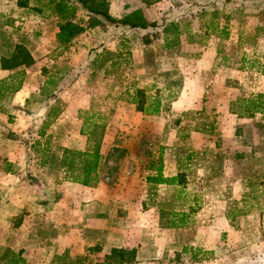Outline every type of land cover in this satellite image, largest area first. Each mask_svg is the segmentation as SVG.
Returning a JSON list of instances; mask_svg holds the SVG:
<instances>
[{
	"label": "rangeland",
	"instance_id": "obj_1",
	"mask_svg": "<svg viewBox=\"0 0 264 264\" xmlns=\"http://www.w3.org/2000/svg\"><path fill=\"white\" fill-rule=\"evenodd\" d=\"M152 4L146 14L138 10L148 22L155 23L154 27L107 31L99 46V30H95L96 35L89 39H93L90 46L95 47H88L87 58L91 60L87 65L76 67L66 58L58 59L57 65L50 64L48 71L62 85L57 94L41 98V103L57 110L69 106L65 121L80 123L81 136L85 121L97 125L92 136L99 135V126L103 127L106 137L100 142L104 161L99 176L105 178L108 187L129 186L135 195L139 196V191L147 194L148 202L165 204L168 200L176 208V192L142 186L143 174L137 175L136 170L140 172L142 166L152 165L162 156L180 159L173 172L182 171L178 172V181L187 188L185 201L199 204L196 210L192 207L195 218H191L190 229L193 234L198 230L199 236L206 232L199 249L207 248L185 264H264V177L260 158L264 153V115L236 116L229 112V106L228 112L218 111L225 101L229 105L234 99L264 94V0H159ZM30 5L40 6L43 15L48 13L45 0H30ZM76 14L74 22L85 27L86 13ZM169 24L176 26L175 34L163 32ZM103 43L112 58L103 63L105 69H99L96 66L103 60L98 57ZM165 43L169 46L164 47ZM234 69L239 72L230 74L229 70ZM193 87L203 91L193 106L172 110L170 103L176 93ZM134 89L144 92L146 103L158 98L159 113L144 115L125 102L126 92ZM232 108L236 113L241 111L238 104ZM47 122L52 120L47 117ZM40 130L32 124L26 131L29 140L24 148L31 152L61 148L52 140V133L39 138ZM191 134L197 139L189 144ZM186 156L189 160L184 168L181 159ZM216 201L223 203L225 211L235 213L233 222L227 225L235 234L228 236L220 225L205 221L200 209L211 202L206 215L214 211ZM131 211L133 217L134 208ZM192 247L197 249L198 245Z\"/></svg>",
	"mask_w": 264,
	"mask_h": 264
},
{
	"label": "crops",
	"instance_id": "obj_2",
	"mask_svg": "<svg viewBox=\"0 0 264 264\" xmlns=\"http://www.w3.org/2000/svg\"><path fill=\"white\" fill-rule=\"evenodd\" d=\"M107 2L108 14L116 19L136 9L146 14L153 7V4L146 7L141 0ZM31 6L29 2L28 7L19 8L16 0H0V264L7 262L2 254L4 249L18 254L24 264H103L104 256L112 249H133L132 264H185L187 259L191 263L195 253L207 250L199 249L206 232L199 236L198 230L193 234L190 229L191 218H195L192 217L194 205L185 201V184L148 183L146 177L155 175L157 160L151 169H148L149 165L142 166L140 172L137 169V175L143 174L141 183L146 188L153 191L168 188L176 192L179 199L176 208L168 200L165 204L155 200L148 202L147 194L139 191L140 195H135L136 191L129 186L108 187L105 178L99 176L104 161L101 152L96 184L85 187L71 182L66 170L59 166L62 149L82 151L86 136L79 135L80 123L74 125L76 121H65L69 106H60L57 110L41 103V98L56 93L62 85L61 80L48 71L50 64L57 65L58 59L66 58L68 64L84 67L91 60L87 58L88 47H95L90 46L93 39L89 40L96 35L95 30H99L96 45L99 46L107 31L124 29L125 26L109 24L99 18L100 26L84 29L69 44L60 46L54 36L56 17L37 14L29 8ZM79 9L77 16L85 12ZM143 30L146 29H139ZM16 46L27 52L30 63L14 65L11 57ZM100 49L107 50L105 43ZM99 69H105V65ZM229 71L230 74L239 72L235 69ZM225 72L229 74L227 70ZM55 74L59 76L60 73ZM202 94L197 87L188 88L187 92L181 89L170 108L188 110ZM228 106L225 101L218 111L228 112ZM54 113L56 116H52ZM38 115L41 117L36 122L34 119ZM47 117L52 120L49 124ZM33 123L41 129L39 138L52 133V140L61 148L55 152H31L24 148L29 140L26 131ZM192 134L187 139L189 144L196 138L195 133ZM105 137L106 131L102 143ZM263 156L261 153V161ZM159 158L162 177L178 181V172L182 171H173L180 159ZM187 158L181 159L184 168L188 166L185 164ZM137 196L133 201L132 198ZM216 202L218 205L214 206V211H207L206 215V208L212 207L211 202L203 204L200 209L205 221L220 225L228 236L235 234L227 226L233 222L235 213L225 211L221 201ZM197 207L199 204L193 209ZM194 245H198L197 249L192 247Z\"/></svg>",
	"mask_w": 264,
	"mask_h": 264
},
{
	"label": "trees",
	"instance_id": "obj_3",
	"mask_svg": "<svg viewBox=\"0 0 264 264\" xmlns=\"http://www.w3.org/2000/svg\"><path fill=\"white\" fill-rule=\"evenodd\" d=\"M35 2H40L41 0H34ZM159 0H141V2L148 6ZM30 0H16V6L19 8L28 7ZM46 9L48 10L47 15L56 17V28L55 39L60 46H66L71 42L73 38L82 33L85 28H94L101 25V18L104 22L109 24H115L119 26H125L130 30L135 29H146L148 27H154L155 23L148 22L140 10L136 9L128 14L120 17L113 18L108 12V2L107 0H45ZM33 12L37 14L42 13V8L31 6L29 7ZM81 8L86 12L88 16L87 24L84 26L79 25L74 22L76 11ZM209 23L207 24V27ZM205 27V28H207ZM172 31L175 34L177 30L176 26L169 24L168 27L163 29V32ZM222 32L223 29H222ZM226 33L223 34V38L226 37ZM176 42V41H174ZM175 45L176 43H170V45ZM169 43H165L164 47H168ZM14 56L10 59L14 61V65H20L31 62L30 57L27 52L20 46L15 47ZM125 55L129 57L130 52L125 51ZM116 56V55H115ZM99 59H103L101 64L96 66L100 67L102 64L112 58V53L108 51L102 52ZM95 62V60H94ZM126 98L123 99L125 102L134 106L136 112L142 113L144 115H156L159 113L161 106L160 100L158 98L146 103V97L144 92L140 89H134L132 93L126 92ZM238 104L240 108V113H236L233 110V105ZM229 112L235 114L236 116H244L246 118H252L255 114L264 115V94L257 93L251 95V97L245 99H234L229 102ZM97 128L92 122L85 121V131H82L84 136H86V149L74 150V149H62V154L60 158L59 166L64 168L68 174V179L76 184L85 187H92L96 184V171L100 159V142L101 133H103V127L99 126V135L92 136L94 129ZM151 165L148 169H151ZM155 175L147 176L146 181L152 184H178L180 183L175 178H163L161 175V160L158 159L156 166L154 167ZM262 171L264 177V156L262 157ZM178 227V225H175ZM4 258H7L6 264H24L19 255L11 253L8 249L3 250ZM2 258V256L0 257ZM134 258V250H123V249H112L110 253L103 258V264H132Z\"/></svg>",
	"mask_w": 264,
	"mask_h": 264
}]
</instances>
